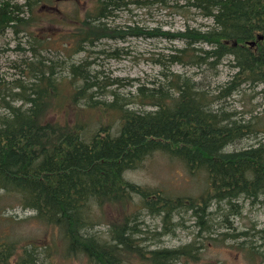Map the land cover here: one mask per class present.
Listing matches in <instances>:
<instances>
[{
	"label": "trees",
	"instance_id": "16d2710c",
	"mask_svg": "<svg viewBox=\"0 0 264 264\" xmlns=\"http://www.w3.org/2000/svg\"><path fill=\"white\" fill-rule=\"evenodd\" d=\"M31 1L33 6L52 2L25 0L26 5ZM90 1L70 33L72 52L102 37L125 34L182 38L184 46L153 59L167 70L163 80L137 82L133 91L121 93L105 89L90 73L86 57L78 62L51 58L44 53L50 50L49 39L31 35L32 58L22 64L23 77L10 84L0 79V201L13 195L17 205L58 230L64 257H84L87 264H191L202 257L207 240L227 238L252 264H264V241H254L257 232L264 239V227L238 228L231 219L241 214L240 197L264 199V141L227 148L258 129L213 105L243 82L261 84L264 91V0H187L212 23L176 32L128 25L122 33L106 23L114 10L157 0ZM15 7L0 2V34L26 25L21 8ZM228 55L234 71L216 94L170 67L215 65ZM113 82L123 84L118 77ZM66 104L81 108L72 122L46 118ZM155 151L178 159L191 177L201 180V190L174 195L128 179L125 172ZM106 205H118L119 216L106 222ZM141 210L160 217V229L144 234ZM215 211L221 218L216 222L224 223L216 233ZM187 212L199 228L190 240L146 242L174 233ZM102 224L103 230L98 228ZM53 250L51 244L21 243L17 236L0 234V264H55Z\"/></svg>",
	"mask_w": 264,
	"mask_h": 264
},
{
	"label": "rangeland",
	"instance_id": "374dc122",
	"mask_svg": "<svg viewBox=\"0 0 264 264\" xmlns=\"http://www.w3.org/2000/svg\"><path fill=\"white\" fill-rule=\"evenodd\" d=\"M5 1L13 4L14 7L19 6L21 8L19 14L23 15L27 22L17 31L8 27L4 33L0 34V79L7 84H10L14 78L23 77L24 65L22 64L32 58L29 48V45L33 43L31 35L49 39L50 50L47 49L44 53L51 58H66V60L78 62L86 57L90 62V73L100 78L105 89L117 88L121 93L133 91L137 82L152 84L163 80L164 72L167 70H164V66L153 62V59L173 51L176 47L184 46L182 38L125 34L121 37H102L93 45H88L85 50L72 52L70 33L80 25L79 19L90 6V0H52V2L34 6L32 1L31 6L26 5L25 0ZM186 1L157 0L152 5L146 6L129 3L114 10V13L105 20L109 26L121 33L128 29V25H138L145 30L158 28L176 32L187 26L204 29L212 23L211 18L203 16L194 7L187 6ZM63 41L67 43L64 44ZM199 45L207 46L205 43H199ZM230 58L229 55L225 56L215 65L174 63L170 67L175 72L190 76L200 87L208 90L209 94H216L220 92L221 87L234 71L229 62ZM116 77L120 78L123 84L113 82ZM129 78L134 79L133 84L127 83ZM104 92L110 99L111 96L107 94V91ZM104 94L100 96L104 97ZM213 105L233 112L232 117L239 121H250L258 129L227 148L235 149L260 140L264 141V91L261 84L243 82L230 95L216 99ZM76 113H81L80 107L66 104L59 112H49L46 118L72 122ZM125 175L132 181L157 185L171 191L174 195L198 193L201 190L200 179L191 177L178 159L169 157L161 151L153 152L143 160L141 166L127 170ZM260 200L251 202L249 199L243 200L240 197L238 202L242 204V211L240 215L231 217L233 224L243 229L263 228L264 199L260 198ZM214 207L212 206L211 209H215ZM104 208L106 222L117 218L121 213L118 205H106ZM187 213L184 224L176 227L174 233L160 237L151 236L146 242L177 245L190 240L199 228L194 218L189 215V212ZM215 214L219 213L215 211L212 215L216 233L218 229H224L222 227L224 223L222 220L216 222L221 218L220 214L216 216ZM140 215L143 221L140 222V227L145 231L144 234L146 230V235H150L152 234L150 230L160 229V217L148 214L145 210H141ZM98 228L103 230L105 225H99ZM2 233L17 236L21 243L51 244L52 249H56L50 255L55 264H87L84 257H64L60 253L61 240L58 230L35 218L33 210L23 209L17 205L13 195L6 194L0 201V234ZM215 233L213 236H217ZM260 236L261 233L257 232L254 241L262 243L264 239L259 238ZM207 241L200 260L191 264H252L244 250L231 244L234 243L233 239L227 238L224 242L213 239Z\"/></svg>",
	"mask_w": 264,
	"mask_h": 264
}]
</instances>
